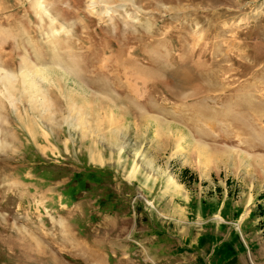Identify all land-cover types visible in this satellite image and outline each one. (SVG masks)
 <instances>
[{"label":"rangeland","instance_id":"obj_1","mask_svg":"<svg viewBox=\"0 0 264 264\" xmlns=\"http://www.w3.org/2000/svg\"><path fill=\"white\" fill-rule=\"evenodd\" d=\"M261 211L264 0H0V264H264Z\"/></svg>","mask_w":264,"mask_h":264},{"label":"trees","instance_id":"obj_2","mask_svg":"<svg viewBox=\"0 0 264 264\" xmlns=\"http://www.w3.org/2000/svg\"><path fill=\"white\" fill-rule=\"evenodd\" d=\"M261 214H264V212H260ZM261 225H262V228L264 229V220H263V222L261 223Z\"/></svg>","mask_w":264,"mask_h":264},{"label":"bare ground","instance_id":"obj_3","mask_svg":"<svg viewBox=\"0 0 264 264\" xmlns=\"http://www.w3.org/2000/svg\"><path fill=\"white\" fill-rule=\"evenodd\" d=\"M3 80H6V79H3Z\"/></svg>","mask_w":264,"mask_h":264}]
</instances>
